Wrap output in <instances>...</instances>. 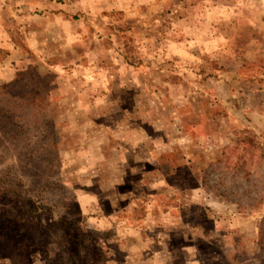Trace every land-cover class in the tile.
Instances as JSON below:
<instances>
[{"label":"rangeland","instance_id":"rangeland-1","mask_svg":"<svg viewBox=\"0 0 264 264\" xmlns=\"http://www.w3.org/2000/svg\"><path fill=\"white\" fill-rule=\"evenodd\" d=\"M44 1L0 0V264H264V0Z\"/></svg>","mask_w":264,"mask_h":264},{"label":"crops","instance_id":"crops-1","mask_svg":"<svg viewBox=\"0 0 264 264\" xmlns=\"http://www.w3.org/2000/svg\"><path fill=\"white\" fill-rule=\"evenodd\" d=\"M36 1H37V0H34V2H36ZM45 2H48V3H46V4H51V3H52L50 0H45L44 3H45ZM44 8L48 9V10H47V13L45 14V16H46L45 18H46V19H49L48 16L51 14V13H50V10L52 9V7H51V5H46V6H44ZM56 10H57V9H56ZM2 66H3L2 63H0V70L2 69ZM1 71H2V70H1ZM3 80H7V79L5 78V74L2 75V73H0V83L3 82ZM100 128H101V127H100ZM104 130H105V128H104ZM104 130L101 129V131L106 132V131H104ZM148 156H149V155H148ZM150 158H151V157H150ZM152 159H154V158H152ZM102 160H103V158H102ZM102 160H101V161H102ZM104 162H105V159H104ZM150 162H151V161H150ZM146 174H147L148 176H151V175H152V172H149V173H146ZM157 186H158L159 190H161V188H164L161 184H158Z\"/></svg>","mask_w":264,"mask_h":264}]
</instances>
